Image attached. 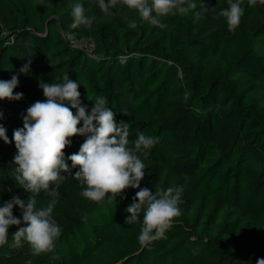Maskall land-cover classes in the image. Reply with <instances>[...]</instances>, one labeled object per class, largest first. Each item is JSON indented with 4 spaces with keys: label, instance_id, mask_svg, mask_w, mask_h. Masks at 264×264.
Masks as SVG:
<instances>
[{
    "label": "trees",
    "instance_id": "16d2710c",
    "mask_svg": "<svg viewBox=\"0 0 264 264\" xmlns=\"http://www.w3.org/2000/svg\"><path fill=\"white\" fill-rule=\"evenodd\" d=\"M190 2L195 10L161 18V28L142 22L122 0L111 17L95 0H0V80L18 76L14 93L23 94L0 101V125L12 141L0 138V206L14 196L25 203L29 198L15 179L14 130L23 128L29 106L45 100L39 83L68 74L80 83L89 111L94 100L88 98L106 97L116 122L129 123L130 142L139 132L158 138L140 157V187H181L180 215L173 221H184L145 246L138 239L143 212L140 222L127 224L126 206L133 201L120 203L139 189L93 202L80 195V181L65 174L53 211L61 228L54 250L33 256L23 238L14 246L13 233L27 226L14 206L21 224L10 227L8 242L0 246V264H118L127 257L122 264H256L264 258V5L242 0L241 23L230 31L218 18L228 0ZM75 3L96 17L91 28L70 27ZM201 6L208 10L194 22ZM133 20L135 28L129 27ZM4 35L14 41L7 44ZM71 41L89 42L91 49ZM225 54L232 56L222 64L223 77L207 83L209 70ZM29 59L30 71L21 73ZM70 139L66 158L78 153L86 136ZM78 170L71 169L73 176ZM51 199L42 190L36 206ZM114 235L121 241H113ZM211 250L218 255L213 261Z\"/></svg>",
    "mask_w": 264,
    "mask_h": 264
},
{
    "label": "clouds",
    "instance_id": "9594fccd",
    "mask_svg": "<svg viewBox=\"0 0 264 264\" xmlns=\"http://www.w3.org/2000/svg\"><path fill=\"white\" fill-rule=\"evenodd\" d=\"M257 2L264 5V0H249L251 6ZM95 3L104 15L111 17V9L116 6L117 0H95ZM122 3L138 14L142 22L161 28L165 27L161 18L186 14L190 9L197 8L190 0H122ZM228 5L218 13V18H224L231 31L240 25L244 9L242 0H228ZM71 9L72 29L81 26L91 28L95 16L87 15L81 3L71 5ZM207 10L206 6H201L200 10L194 11V22L201 20ZM129 27L135 28L136 21L133 20ZM30 64L31 59L20 72L27 74ZM53 81L39 83L45 100H37L29 106L23 116V128L13 132L12 139L17 149L14 157L17 166L15 179L29 193V198L25 203L19 196H14L0 206V246L8 242L10 227L21 224V220L13 215L14 206H19L27 226L13 233L14 246L19 245L23 238L30 245L33 256L54 250L61 228L53 218V211L59 195L57 189L66 179L65 174L80 181L84 186L80 195L93 202H101L109 194L119 196L128 188L139 189L126 209L130 215L125 223L140 222V213L143 212L138 237L140 243L147 245L163 237L173 220L180 215L183 189L174 186L166 190L157 188L153 192L147 187H140L145 177V164L140 157H147L158 138L139 132L137 138L130 142L129 123L116 122L106 97L88 98L94 100L89 111L87 106H82L80 83L71 80L68 74ZM18 83V76L15 75L10 80H0V101L22 99V93H14ZM72 109L76 110L75 113ZM2 116L0 112V118ZM81 122L83 126L79 127ZM77 135L86 136V139L78 153L66 158L65 149L71 145L70 138ZM0 138L5 143L12 142L3 125H0ZM66 160L71 161V168ZM77 167L79 170L73 176L71 169ZM42 190L52 199L46 206L37 207L36 196ZM256 264H264V258L258 259Z\"/></svg>",
    "mask_w": 264,
    "mask_h": 264
},
{
    "label": "rangeland",
    "instance_id": "374dc122",
    "mask_svg": "<svg viewBox=\"0 0 264 264\" xmlns=\"http://www.w3.org/2000/svg\"><path fill=\"white\" fill-rule=\"evenodd\" d=\"M2 39H4V41H6L7 44H8V43H12V42L14 41V39L11 38V36H8V35H4V36L2 37ZM79 46H80V47H84V48L86 47L87 49H91V43H89V42H85L84 44H81V45H79ZM234 52H235V53L238 52L239 55H241V54H242V47H236V50H235ZM234 52H233V53H234ZM231 56H232V54H231V55L225 54V55H224V58H223V61H219V62L213 64L214 66L209 70V73H208L207 83H208V82H211L212 79H214V78L223 77L225 70H222V64H226V63H228L229 60H230V58H231ZM228 67H229V66H227L226 69H228ZM180 73H182V71H180ZM182 74H183V73H182ZM181 79L183 80V77H182ZM205 86H206V85H205ZM192 88H193V87H192ZM135 195H136V194L133 195V194H130V193H126V194H125V197H124V198H121L120 203H122L126 197H128L129 200L133 201ZM127 207H128V206H126V208H127ZM129 215H130V214L127 213V217H128ZM141 216H142V212L140 213V217H141ZM140 217H139V218H140ZM183 223H184V221H183V222H176V221H173L172 226H176L177 224H181V225H182ZM167 230H169V229H167ZM167 230H166V231H167ZM112 238L114 239V240L112 239L113 241H121V240H119L120 237H119L118 235H114V236H112ZM147 245H151V242L148 243ZM147 245H145V246H147ZM140 253H141V251H139V252L136 253L135 255L140 254ZM216 258H218V255H217V254H214V251L211 250V251L209 252V259H210V261H213V260L216 259ZM126 259H128V257L125 258V259H123V260H122L120 263H118V264H122ZM198 260H199V259H197V260H195V261H194V260H191V264H197V263H198Z\"/></svg>",
    "mask_w": 264,
    "mask_h": 264
},
{
    "label": "built area",
    "instance_id": "2783aa9c",
    "mask_svg": "<svg viewBox=\"0 0 264 264\" xmlns=\"http://www.w3.org/2000/svg\"><path fill=\"white\" fill-rule=\"evenodd\" d=\"M72 45H74L75 47H80L79 45H81V43L76 42V41H71Z\"/></svg>",
    "mask_w": 264,
    "mask_h": 264
}]
</instances>
